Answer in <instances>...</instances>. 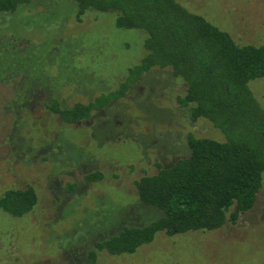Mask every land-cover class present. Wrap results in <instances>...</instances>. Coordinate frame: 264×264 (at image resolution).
I'll return each instance as SVG.
<instances>
[{
	"label": "rangeland",
	"instance_id": "obj_1",
	"mask_svg": "<svg viewBox=\"0 0 264 264\" xmlns=\"http://www.w3.org/2000/svg\"><path fill=\"white\" fill-rule=\"evenodd\" d=\"M239 45H264V0H176ZM71 0H36L0 15V196L32 186L36 207L0 211V264H89L94 245L161 216L136 181L189 155L187 135L223 141L191 122L177 98L186 84L152 68L119 100L67 124L47 106L87 104L114 90L146 51L145 32L118 29L115 14ZM264 108V78L249 84ZM99 172L98 181L86 176ZM96 264H264V173L254 206L236 224L167 236L131 255L99 252Z\"/></svg>",
	"mask_w": 264,
	"mask_h": 264
},
{
	"label": "trees",
	"instance_id": "obj_2",
	"mask_svg": "<svg viewBox=\"0 0 264 264\" xmlns=\"http://www.w3.org/2000/svg\"><path fill=\"white\" fill-rule=\"evenodd\" d=\"M36 0H0V15ZM77 21L89 9L115 14L118 29L145 32L146 54L129 68L117 88L87 104L62 108L56 101L47 106L64 123L88 120L121 99L152 68H170L174 78L186 84L177 98L188 109L191 122L207 120L224 140L187 135L189 155L154 175L136 181L139 201L162 214L141 227L124 228L94 245L89 264L99 252L131 255L153 241L158 232L175 236L195 231H215L255 204L264 173V108L250 89V82L264 78V45H239L231 35L190 12L176 0H71ZM101 173L86 176L98 181ZM35 189H7L0 196V211L15 218L37 205Z\"/></svg>",
	"mask_w": 264,
	"mask_h": 264
}]
</instances>
